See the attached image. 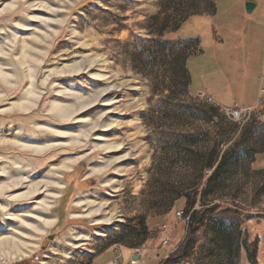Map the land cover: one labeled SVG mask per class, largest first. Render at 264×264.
<instances>
[{"label": "rangeland", "instance_id": "1", "mask_svg": "<svg viewBox=\"0 0 264 264\" xmlns=\"http://www.w3.org/2000/svg\"><path fill=\"white\" fill-rule=\"evenodd\" d=\"M262 88L264 0H0V230L40 222L65 184L56 224H26L31 256L0 264L123 246L151 264H264V95L247 105ZM234 101L250 115L229 116Z\"/></svg>", "mask_w": 264, "mask_h": 264}, {"label": "bare ground", "instance_id": "2", "mask_svg": "<svg viewBox=\"0 0 264 264\" xmlns=\"http://www.w3.org/2000/svg\"><path fill=\"white\" fill-rule=\"evenodd\" d=\"M59 108V112L61 113H65L64 111V106H57ZM122 143H118L116 144L114 147L118 148L121 146ZM25 184V181H23V178L20 179H16V180H12L6 188H13V189H19L22 188ZM54 184H57V186H55ZM55 187H57V191L55 192H49L48 194V200H45L43 203V208L42 210L36 209L37 211H39L40 213L44 214L43 215H39V214H35V216L40 217L39 220H35V224L32 225L31 223H29V221L31 220V218L24 216L23 215H19V217L22 219L24 226L20 225L19 227H17V231H12V230H4L1 229L0 230V257L3 258H17V259H23L26 257H30L31 254L34 252V247L31 246L30 244H28L26 242V240H24L23 238L24 235L26 234V230L27 229V225L31 226V228L33 230L39 231L42 235V233L44 234V232L46 231V229L52 227L54 224H56L57 222V216L51 213L52 207L54 206V202L57 201L61 196H62V189L65 188V184H61V183H57V182H53V184ZM51 185H48L51 187ZM4 187H1L0 189H4ZM43 187H38L37 184H33L31 185L28 190L20 195H17L15 198H19L20 200H22V202H27L25 203V206H29L30 203L34 202V198H36V196H38L39 194H42L44 191H42ZM0 190V191H1ZM78 198V197H77ZM80 199V198H79ZM85 201V200H83ZM84 202H82V200H77L74 204L77 206L83 205ZM41 204V203H40ZM82 207V206H81ZM99 209L97 210H92L87 216H91L93 213L95 214V212H97ZM52 215H51V214ZM72 214V213H71ZM114 218V214H109L108 217L106 218H102L100 220H97L96 223L97 224H103V223H110L111 220ZM27 224V225H26ZM83 236L82 235H77L76 239H82Z\"/></svg>", "mask_w": 264, "mask_h": 264}, {"label": "crops", "instance_id": "3", "mask_svg": "<svg viewBox=\"0 0 264 264\" xmlns=\"http://www.w3.org/2000/svg\"><path fill=\"white\" fill-rule=\"evenodd\" d=\"M193 86L194 85L191 83V87ZM196 89L199 91H201L200 89H202L206 91L207 94L211 95L214 98V96L210 93V91L205 86L199 85V86H196ZM263 95H264V88H262L261 97L259 98V96H257V98L251 104H247V105L256 107L257 105L260 104L261 98H263ZM216 102L219 104L226 103L225 99L223 100L222 96H220V99H217ZM233 103H235V101ZM134 255L137 256L136 259H134ZM104 256L103 258H97L93 260L91 264H109L111 262H114L116 264H151L150 256L147 253L144 254L140 250L127 248L124 246L111 249L109 252H107V255H104Z\"/></svg>", "mask_w": 264, "mask_h": 264}, {"label": "built area", "instance_id": "4", "mask_svg": "<svg viewBox=\"0 0 264 264\" xmlns=\"http://www.w3.org/2000/svg\"><path fill=\"white\" fill-rule=\"evenodd\" d=\"M227 114L229 116H231L233 119H241L243 117H245L247 114H250L252 107H248V106H242V105H238L237 103L233 104L232 106L228 107L227 109ZM182 214V213H179ZM170 240V238L166 239V243ZM109 264H116L114 262H111Z\"/></svg>", "mask_w": 264, "mask_h": 264}, {"label": "water", "instance_id": "5", "mask_svg": "<svg viewBox=\"0 0 264 264\" xmlns=\"http://www.w3.org/2000/svg\"><path fill=\"white\" fill-rule=\"evenodd\" d=\"M254 8H255V4H254L253 2L248 1V2L246 3V9H247L248 13H251V12L253 11ZM136 258H137V256L134 255V259H136Z\"/></svg>", "mask_w": 264, "mask_h": 264}]
</instances>
